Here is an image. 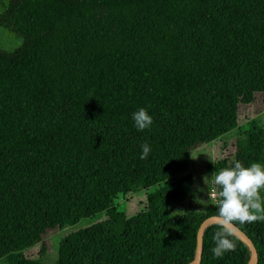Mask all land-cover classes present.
Here are the masks:
<instances>
[{
	"label": "trees",
	"instance_id": "1",
	"mask_svg": "<svg viewBox=\"0 0 264 264\" xmlns=\"http://www.w3.org/2000/svg\"><path fill=\"white\" fill-rule=\"evenodd\" d=\"M0 26L19 39L0 46V264H43L22 250L98 215L51 264H187L217 212H173L192 196L191 151L236 128L208 179L234 160L264 165L262 126L236 119L255 92L264 106V0H0ZM141 107L153 124L138 131ZM140 189L141 210L118 209ZM214 225L199 264H245L238 237L213 258ZM237 225L264 264V222Z\"/></svg>",
	"mask_w": 264,
	"mask_h": 264
},
{
	"label": "rangeland",
	"instance_id": "2",
	"mask_svg": "<svg viewBox=\"0 0 264 264\" xmlns=\"http://www.w3.org/2000/svg\"><path fill=\"white\" fill-rule=\"evenodd\" d=\"M18 40L13 35L8 34L4 27L0 26V46L12 48ZM236 119L238 126L243 125L249 119H256L257 123L262 126L264 132V106L259 92H255L254 98L250 103L239 104ZM236 130V128H233L216 140L203 143L191 151L186 167L181 171V174L190 173L193 176L192 196L183 202L175 203L173 205V212L201 210L207 204L211 203V200L207 198L210 178L208 179V185L204 183L203 178L207 175L209 163L217 159L222 154V151L229 150L232 140L235 138ZM224 142L227 143L226 148L223 147ZM146 192L147 190L140 189L132 192L128 196L119 195L116 199L118 209L127 215L138 212L144 207ZM103 218V215L86 217L74 224H66L62 227L51 229L42 235L40 241L24 248L22 252L43 264H51L57 258L58 243L63 236L78 229L85 228ZM42 246H45L44 252L41 251Z\"/></svg>",
	"mask_w": 264,
	"mask_h": 264
},
{
	"label": "clouds",
	"instance_id": "3",
	"mask_svg": "<svg viewBox=\"0 0 264 264\" xmlns=\"http://www.w3.org/2000/svg\"><path fill=\"white\" fill-rule=\"evenodd\" d=\"M132 119L138 131L150 128L153 124V117L143 107L132 114ZM141 148L140 159L143 160L148 157L151 148L147 143L142 144ZM203 179L208 185V176ZM212 185L216 191L207 193V198L217 208L214 225L217 230L212 236L214 246L211 252L213 258L218 259L225 252L236 250L237 224L264 222L261 198V190L264 189V165L252 163L245 166L241 161L234 160L230 166L212 173Z\"/></svg>",
	"mask_w": 264,
	"mask_h": 264
},
{
	"label": "water",
	"instance_id": "4",
	"mask_svg": "<svg viewBox=\"0 0 264 264\" xmlns=\"http://www.w3.org/2000/svg\"><path fill=\"white\" fill-rule=\"evenodd\" d=\"M215 223V214L206 216L199 224L196 233V245L193 258L187 264H199L202 257V236L204 230L211 224ZM237 237L240 238L247 246L249 257L245 264H257L258 253L257 248L254 245L248 234L237 225Z\"/></svg>",
	"mask_w": 264,
	"mask_h": 264
},
{
	"label": "built area",
	"instance_id": "5",
	"mask_svg": "<svg viewBox=\"0 0 264 264\" xmlns=\"http://www.w3.org/2000/svg\"><path fill=\"white\" fill-rule=\"evenodd\" d=\"M209 192L208 193H210V192H213V191H216V189L213 187V185H212V177H210V179H209ZM211 200V199H210ZM217 200H218V196H217ZM211 202L213 203V204H215L212 200H211Z\"/></svg>",
	"mask_w": 264,
	"mask_h": 264
}]
</instances>
